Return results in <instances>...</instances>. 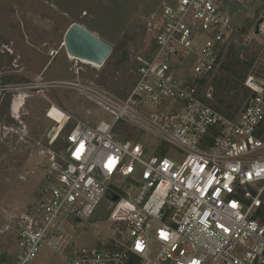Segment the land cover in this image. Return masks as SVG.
I'll list each match as a JSON object with an SVG mask.
<instances>
[{
	"label": "built area",
	"instance_id": "1",
	"mask_svg": "<svg viewBox=\"0 0 264 264\" xmlns=\"http://www.w3.org/2000/svg\"><path fill=\"white\" fill-rule=\"evenodd\" d=\"M244 1L161 0L143 23L144 44L127 47L124 97L93 81H62L112 120L90 125L53 104L46 110L55 128L47 144L63 141L45 152L38 206L14 221L13 264H30L43 246L67 264H264V87L248 76L245 103L225 112L209 83ZM260 17L264 37V10ZM53 107L62 124L48 116ZM96 208L107 230L96 246L68 252L65 222L87 221Z\"/></svg>",
	"mask_w": 264,
	"mask_h": 264
},
{
	"label": "rangeland",
	"instance_id": "2",
	"mask_svg": "<svg viewBox=\"0 0 264 264\" xmlns=\"http://www.w3.org/2000/svg\"><path fill=\"white\" fill-rule=\"evenodd\" d=\"M160 1L2 0L6 9L14 2L18 9L16 14L24 22L23 30L28 31L27 24V28L38 36V43L44 41L46 44H37L41 52L36 47H23L27 57L25 67L29 71L25 79L31 82L33 88L18 90L20 93L14 103L22 100L21 107L18 112L12 110L13 117L5 114L0 124V264H13L17 250L14 221L38 206L47 187L44 180L45 152L60 146L58 143L63 141L61 138L51 147L47 144L46 135L53 126L45 115L49 106L53 104L60 107L73 119H80L90 125L100 120H112L109 113L92 104L72 86L62 84V81H76L77 78L82 83L93 81L124 97L131 87L132 75L127 60L119 62L122 55L120 45L126 41L127 35L131 36L127 39V45L144 44L143 23ZM263 10L264 3L260 0H245L242 3L236 12L238 29L233 35L232 49L230 47L227 50L224 63L232 59L236 67L241 69L246 68V63L250 62L251 66L247 67L248 76L264 82V37L253 32L255 22ZM74 22L112 45V53L103 66H92L72 59L61 48L66 29ZM21 29L18 28L15 35ZM229 52L231 57L228 56ZM21 61L17 60V63ZM78 67L79 74L76 75ZM244 82L229 70L219 67L209 80L213 88L212 103L225 112L238 110L250 93ZM145 109L147 113L153 111L148 107ZM74 123L75 120H71L65 130H69ZM115 139L123 141L121 135H116ZM137 140L144 144H154V148L159 143L157 139L143 134ZM109 225L110 220L104 208H96L87 221L68 219L64 226L73 239L72 245L65 249L69 252L73 247L96 246L103 235L101 230H107ZM61 258L62 255L43 246L30 264H59Z\"/></svg>",
	"mask_w": 264,
	"mask_h": 264
},
{
	"label": "flooded vegetation",
	"instance_id": "3",
	"mask_svg": "<svg viewBox=\"0 0 264 264\" xmlns=\"http://www.w3.org/2000/svg\"><path fill=\"white\" fill-rule=\"evenodd\" d=\"M17 11L14 2H11L6 9V5L4 6L0 0V124L5 114L13 117L11 112L14 101L20 93L18 90L33 88L31 82H26L25 79L28 70L25 67L27 57L23 47H36L40 50L37 44L40 43V46L46 44L44 41L38 43V36L33 33L32 29L30 31L27 28V24L28 31L23 30V28L25 29L24 22L16 14ZM20 27L22 28L21 32L15 35L14 32ZM61 48H64V42L61 44ZM17 60L22 61L18 64ZM16 91H18L17 94H15ZM4 108L6 111H3Z\"/></svg>",
	"mask_w": 264,
	"mask_h": 264
},
{
	"label": "water",
	"instance_id": "4",
	"mask_svg": "<svg viewBox=\"0 0 264 264\" xmlns=\"http://www.w3.org/2000/svg\"><path fill=\"white\" fill-rule=\"evenodd\" d=\"M262 17H259L254 25V34H258V24L262 21ZM64 49L68 56H72L76 59L88 61L97 66H103L106 60L112 53V45L104 41L94 32L88 30L79 23H71L64 33ZM256 84L260 87H264V83L256 81ZM55 128L52 127L48 131V136H51ZM110 198L115 199L111 194ZM67 260H62L60 264H67Z\"/></svg>",
	"mask_w": 264,
	"mask_h": 264
},
{
	"label": "trees",
	"instance_id": "5",
	"mask_svg": "<svg viewBox=\"0 0 264 264\" xmlns=\"http://www.w3.org/2000/svg\"><path fill=\"white\" fill-rule=\"evenodd\" d=\"M131 37V36H130ZM128 37V35L125 37L126 38V41L123 43V45H120V49L122 50V55H121V58L119 60V62H122L126 59V53H127V39L130 38ZM232 49V47H231ZM229 57L232 56L231 52H229L228 54ZM236 63L235 62H232V59L224 64H222L220 66V68H223V69H226V70H229L231 73H233L234 75H236V77L241 81L243 82L244 80H246L247 76H248V73H247V67L249 68L251 66L250 62L249 63H246V68H241V69H238L235 65ZM219 83V81L217 82ZM259 213H264V209L262 210H259Z\"/></svg>",
	"mask_w": 264,
	"mask_h": 264
},
{
	"label": "bare ground",
	"instance_id": "6",
	"mask_svg": "<svg viewBox=\"0 0 264 264\" xmlns=\"http://www.w3.org/2000/svg\"><path fill=\"white\" fill-rule=\"evenodd\" d=\"M70 58H72V59H76V58H74V57H72V56H70ZM77 60H80V61H82V62H85V63H88V64H91L92 65V63H90V62H88V61H85V60H81V59H77ZM94 66H97V65H95V64H93ZM14 105H15V107H13V109H14V112H18V110H19V108L21 107V105H22V100H18V102L16 103H14ZM49 117H51V118H55V119H57V121L58 122H60L61 124H62V122L64 121V119H65V115L64 114H62L60 111H59V109H57L56 107H53L52 108V110L49 112V115H48Z\"/></svg>",
	"mask_w": 264,
	"mask_h": 264
},
{
	"label": "crops",
	"instance_id": "7",
	"mask_svg": "<svg viewBox=\"0 0 264 264\" xmlns=\"http://www.w3.org/2000/svg\"><path fill=\"white\" fill-rule=\"evenodd\" d=\"M96 123H94L93 125H95Z\"/></svg>",
	"mask_w": 264,
	"mask_h": 264
}]
</instances>
